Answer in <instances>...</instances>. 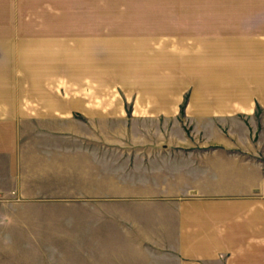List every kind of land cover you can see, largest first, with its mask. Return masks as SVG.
<instances>
[{"label":"crops","instance_id":"crops-1","mask_svg":"<svg viewBox=\"0 0 264 264\" xmlns=\"http://www.w3.org/2000/svg\"><path fill=\"white\" fill-rule=\"evenodd\" d=\"M15 5L0 0V230L53 228L56 199L81 200L65 225L85 262L264 264V0H190L176 49L133 65L26 49ZM58 181L87 186L41 201Z\"/></svg>","mask_w":264,"mask_h":264},{"label":"rangeland","instance_id":"rangeland-1","mask_svg":"<svg viewBox=\"0 0 264 264\" xmlns=\"http://www.w3.org/2000/svg\"><path fill=\"white\" fill-rule=\"evenodd\" d=\"M188 1L16 0L15 10L18 8L19 20L24 17V22L19 21V26L25 33L26 49L35 48L41 53H48L51 49L55 62L65 57L62 55L66 48L68 52L72 46L73 62L78 64L82 59L87 58L88 61L96 57V54L102 53V48L104 57L110 63L132 57L133 65L134 62L149 61L156 56L153 62L160 64V48L175 50L177 47V30L182 25L178 16L182 13V5H187ZM45 57L41 56L42 59ZM29 61H32V54L26 55V62ZM153 69L159 71L161 68L154 65ZM74 72L80 71L74 68ZM89 74L95 73L90 70ZM51 185L55 190L50 194L41 192V201H47L46 197L79 195L87 186L78 181H58ZM56 200L61 202L57 205L61 209L60 213L53 215L56 222L53 228L48 225L43 228L44 222L46 224L50 220V215L46 213L39 215L35 224L28 220L31 223L27 225L31 228L29 230H0V264H92L85 262L78 252L77 246L84 240V234L65 225L73 217L67 215L72 211L68 207L81 206V200ZM126 252L131 254H122L132 257V248Z\"/></svg>","mask_w":264,"mask_h":264}]
</instances>
